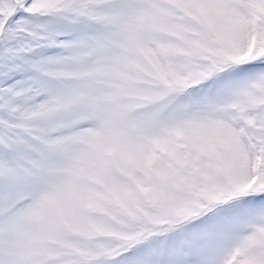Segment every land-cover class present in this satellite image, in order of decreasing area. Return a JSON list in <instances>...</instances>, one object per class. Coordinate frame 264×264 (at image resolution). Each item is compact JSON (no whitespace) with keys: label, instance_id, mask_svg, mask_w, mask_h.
Here are the masks:
<instances>
[{"label":"snow or ice","instance_id":"snow-or-ice-1","mask_svg":"<svg viewBox=\"0 0 264 264\" xmlns=\"http://www.w3.org/2000/svg\"><path fill=\"white\" fill-rule=\"evenodd\" d=\"M0 264H264V0H0Z\"/></svg>","mask_w":264,"mask_h":264}]
</instances>
